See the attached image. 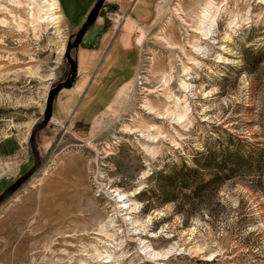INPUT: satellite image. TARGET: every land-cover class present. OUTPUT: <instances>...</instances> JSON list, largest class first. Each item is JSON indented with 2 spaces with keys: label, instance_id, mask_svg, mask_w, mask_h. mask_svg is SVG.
<instances>
[{
  "label": "rangeland",
  "instance_id": "rangeland-1",
  "mask_svg": "<svg viewBox=\"0 0 264 264\" xmlns=\"http://www.w3.org/2000/svg\"><path fill=\"white\" fill-rule=\"evenodd\" d=\"M54 1L0 0V141L28 157L0 194L33 165L31 129L68 74L67 21L94 0H58L67 21ZM148 6L136 24L104 17L72 50L76 81L36 134L38 169L0 204V264H264L260 172L210 196L168 181L195 160L209 178L204 156L225 148L263 166L264 0Z\"/></svg>",
  "mask_w": 264,
  "mask_h": 264
},
{
  "label": "crops",
  "instance_id": "crops-1",
  "mask_svg": "<svg viewBox=\"0 0 264 264\" xmlns=\"http://www.w3.org/2000/svg\"><path fill=\"white\" fill-rule=\"evenodd\" d=\"M149 1L150 0H107L104 6L106 8L114 7V12L119 13L121 18L123 19L122 24L124 22V19L126 18L131 23L136 24L137 20L143 19L149 16L150 14L149 6H148ZM95 2L96 0H94L91 3L90 8L88 9V13L90 12ZM57 3L59 6L61 15L65 18L58 0H57ZM104 17H105V13L102 11V13L98 16L97 20L95 21V23L89 28L91 30L87 32L89 33L90 31H92V29H95L94 27H96V24L102 19H104ZM85 19H83L81 23L75 27L71 25L65 18V20L67 21V23L72 29H79L81 25L84 23ZM109 45H110V48L116 45L117 51L122 52V53H128L129 48H130V46L126 47L122 44L121 36H115L111 38V42L109 43ZM95 50H99V48L97 47V49ZM122 57L123 55L120 56L119 60L116 59L120 65L122 63L121 62ZM114 67H117V66H114ZM77 84L78 82H76L75 88ZM70 90H72V88L65 89L63 91L68 92ZM64 103L65 105L63 106V108H65V106L67 107V105L70 104V100L66 99ZM18 145H19V148H18ZM27 163H28V157L25 154L24 148L22 149V146H20V144H18L17 142L11 139H4L0 141V184L4 181H8L11 178L17 177V175L19 176V173L26 167Z\"/></svg>",
  "mask_w": 264,
  "mask_h": 264
},
{
  "label": "water",
  "instance_id": "water-1",
  "mask_svg": "<svg viewBox=\"0 0 264 264\" xmlns=\"http://www.w3.org/2000/svg\"><path fill=\"white\" fill-rule=\"evenodd\" d=\"M106 1L107 0H96L95 4L88 13L84 23L81 25V27L74 35L69 37V41L67 42L64 50V58L66 59V62L69 66L68 74L63 81L57 83L54 87H52L48 91L45 101L43 117L40 122L36 123L32 127L29 136V145L33 158V165L26 173H24L22 176L17 178L11 185H9L0 194V204L5 199L10 197L12 194H14L18 189H20L34 175V173L38 169V166L40 164V153L36 145V134L37 132L44 129L51 120L53 103L57 94L65 89H70L73 87V84L77 77L78 62H77V58H73L71 56V52L72 50L77 49L80 46L85 34L97 20L99 13L103 8L104 4L106 3Z\"/></svg>",
  "mask_w": 264,
  "mask_h": 264
},
{
  "label": "trees",
  "instance_id": "trees-1",
  "mask_svg": "<svg viewBox=\"0 0 264 264\" xmlns=\"http://www.w3.org/2000/svg\"><path fill=\"white\" fill-rule=\"evenodd\" d=\"M108 10L114 12V7H109ZM101 13L102 9L99 15ZM262 156L263 155L258 154L255 157L250 156L242 158L236 154L229 153L226 148L218 153L209 151L204 156L205 166L214 167L216 173L211 174L210 177L206 179L204 174L199 172V164L197 160H195L194 167H184L181 170H177L172 176L168 177V181L173 183V185L175 184L176 187L177 184H181L182 188L191 189L192 194L198 195L199 193H205L207 196H210L224 179L229 178L241 168H254L261 173L262 180L264 181V164L260 167L263 161L261 159ZM31 159L33 161V158Z\"/></svg>",
  "mask_w": 264,
  "mask_h": 264
},
{
  "label": "built area",
  "instance_id": "built-area-1",
  "mask_svg": "<svg viewBox=\"0 0 264 264\" xmlns=\"http://www.w3.org/2000/svg\"><path fill=\"white\" fill-rule=\"evenodd\" d=\"M102 11L105 13V17L109 20H111V16L117 15V13L109 11L105 6H103Z\"/></svg>",
  "mask_w": 264,
  "mask_h": 264
},
{
  "label": "bare ground",
  "instance_id": "bare-ground-1",
  "mask_svg": "<svg viewBox=\"0 0 264 264\" xmlns=\"http://www.w3.org/2000/svg\"><path fill=\"white\" fill-rule=\"evenodd\" d=\"M50 7H51V10H57L58 9V5H57V2H53L52 4L50 3ZM54 19V18H53ZM56 19V18H55Z\"/></svg>",
  "mask_w": 264,
  "mask_h": 264
}]
</instances>
